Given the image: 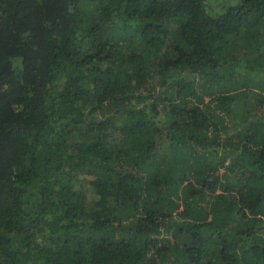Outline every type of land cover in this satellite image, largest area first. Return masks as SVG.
Wrapping results in <instances>:
<instances>
[{
    "label": "trees",
    "instance_id": "16d2710c",
    "mask_svg": "<svg viewBox=\"0 0 264 264\" xmlns=\"http://www.w3.org/2000/svg\"><path fill=\"white\" fill-rule=\"evenodd\" d=\"M212 1L0 0V264H264V0Z\"/></svg>",
    "mask_w": 264,
    "mask_h": 264
},
{
    "label": "rangeland",
    "instance_id": "374dc122",
    "mask_svg": "<svg viewBox=\"0 0 264 264\" xmlns=\"http://www.w3.org/2000/svg\"><path fill=\"white\" fill-rule=\"evenodd\" d=\"M214 2H216V3H214ZM224 2H225L224 0H218V1L214 0V1H212V4L218 5V4H222V3L224 4ZM83 180L85 182L84 187L86 188V191H87L88 195L90 196V198H92V192H93L92 183L90 182V179L87 176Z\"/></svg>",
    "mask_w": 264,
    "mask_h": 264
}]
</instances>
